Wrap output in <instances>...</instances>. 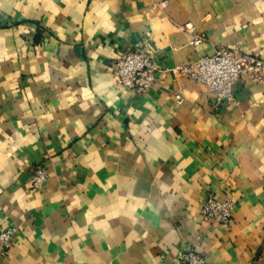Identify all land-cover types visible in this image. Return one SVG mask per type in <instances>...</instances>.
Here are the masks:
<instances>
[{
	"label": "crops",
	"instance_id": "1",
	"mask_svg": "<svg viewBox=\"0 0 264 264\" xmlns=\"http://www.w3.org/2000/svg\"><path fill=\"white\" fill-rule=\"evenodd\" d=\"M220 46L264 58V0H0V264H264V84L219 104L172 72ZM136 48L160 70L143 96L113 74Z\"/></svg>",
	"mask_w": 264,
	"mask_h": 264
},
{
	"label": "built area",
	"instance_id": "2",
	"mask_svg": "<svg viewBox=\"0 0 264 264\" xmlns=\"http://www.w3.org/2000/svg\"><path fill=\"white\" fill-rule=\"evenodd\" d=\"M164 7L165 3L162 4ZM181 30L189 36V45L197 48L207 40L195 31L192 23H187ZM116 84L130 90L137 96L147 94L157 81L160 72L154 58L142 48L127 52L114 61ZM172 72L180 77L207 88L219 104L235 103V88L238 82L246 80L252 84H264V58L258 53H246L241 48L217 47L212 55L200 56L187 65H179ZM179 104L183 103L178 95ZM46 180V172L38 168L32 178V187L39 189ZM236 203L230 196L218 199L209 195L202 204L203 220L218 224L224 229L230 228L234 220ZM19 230L9 227L0 232V258H6L16 246ZM183 264H208L206 259L195 251L180 254Z\"/></svg>",
	"mask_w": 264,
	"mask_h": 264
}]
</instances>
